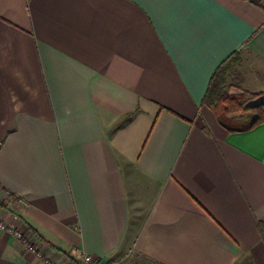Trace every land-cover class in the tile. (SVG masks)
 <instances>
[{"label":"crops","instance_id":"1","mask_svg":"<svg viewBox=\"0 0 264 264\" xmlns=\"http://www.w3.org/2000/svg\"><path fill=\"white\" fill-rule=\"evenodd\" d=\"M200 11L181 35L143 0H0V220L46 257L264 264V122L204 103L235 52L264 93V0ZM0 264L47 262L0 230Z\"/></svg>","mask_w":264,"mask_h":264},{"label":"trees","instance_id":"2","mask_svg":"<svg viewBox=\"0 0 264 264\" xmlns=\"http://www.w3.org/2000/svg\"><path fill=\"white\" fill-rule=\"evenodd\" d=\"M239 59V53L235 52L218 65L204 98V103L213 108L221 123L231 130H247L264 122V93L252 92L241 87L238 82L236 84L228 81L229 73L238 64ZM248 109L255 112L249 123L229 122L231 118ZM69 259L71 263H76L70 255Z\"/></svg>","mask_w":264,"mask_h":264},{"label":"snow or ice","instance_id":"3","mask_svg":"<svg viewBox=\"0 0 264 264\" xmlns=\"http://www.w3.org/2000/svg\"><path fill=\"white\" fill-rule=\"evenodd\" d=\"M143 2L161 13H166L176 31L184 35L203 23L200 9L211 5L213 0H143Z\"/></svg>","mask_w":264,"mask_h":264},{"label":"built area","instance_id":"4","mask_svg":"<svg viewBox=\"0 0 264 264\" xmlns=\"http://www.w3.org/2000/svg\"><path fill=\"white\" fill-rule=\"evenodd\" d=\"M18 201L27 205L25 199L18 197ZM0 230H7L13 232L15 237L19 239L29 250L36 253L40 257L44 256L47 264H62L57 259L48 258L41 249V244L37 240V237L33 235L29 230L14 229L9 224L0 220ZM72 256L78 264H117V262L106 257H95L92 254L85 252L83 249L76 248L72 251Z\"/></svg>","mask_w":264,"mask_h":264},{"label":"rangeland","instance_id":"5","mask_svg":"<svg viewBox=\"0 0 264 264\" xmlns=\"http://www.w3.org/2000/svg\"><path fill=\"white\" fill-rule=\"evenodd\" d=\"M234 83L237 84V81H235ZM231 90L234 91L233 88ZM254 116H255V112L251 109H248V110H245V111L237 114L233 118H231V120L229 122L231 123L234 121L237 124H246V123H249L254 118ZM145 264H149V262H147Z\"/></svg>","mask_w":264,"mask_h":264}]
</instances>
